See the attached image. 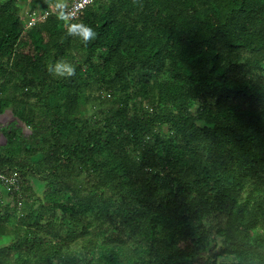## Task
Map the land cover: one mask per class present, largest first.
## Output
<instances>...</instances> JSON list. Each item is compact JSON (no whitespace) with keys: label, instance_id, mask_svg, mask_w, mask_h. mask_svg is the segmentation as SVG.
<instances>
[{"label":"trees","instance_id":"trees-1","mask_svg":"<svg viewBox=\"0 0 264 264\" xmlns=\"http://www.w3.org/2000/svg\"><path fill=\"white\" fill-rule=\"evenodd\" d=\"M17 2L0 0V264H264V0H93L74 21L40 0L31 27Z\"/></svg>","mask_w":264,"mask_h":264},{"label":"rangeland","instance_id":"rangeland-1","mask_svg":"<svg viewBox=\"0 0 264 264\" xmlns=\"http://www.w3.org/2000/svg\"><path fill=\"white\" fill-rule=\"evenodd\" d=\"M45 1V0H44ZM48 7L50 9L53 10H62L64 6L67 5V3H69L70 0H46ZM17 6L19 7L20 10V17L22 18L24 24L27 23V18L29 17L30 12L33 10V12H38L39 11V7H40V0H18L17 2ZM104 106H101V108L99 107H95L94 109H89L86 108V113H85V118L88 119L91 116L96 115L99 110H103V108H107L109 106V104L103 103ZM107 106V107H106ZM15 177L10 176V179L12 180V182H15ZM31 186L33 187L35 193L37 196H39L40 198H43L44 195L46 194V187H45V183L39 181L38 179H31ZM9 186H12L11 184H8ZM8 190H5L3 193H0L1 198L3 201H8ZM79 246L76 245L74 247V249H78ZM216 251V250H215ZM202 263L204 262V260L201 261ZM200 263V261H199Z\"/></svg>","mask_w":264,"mask_h":264},{"label":"clouds","instance_id":"clouds-1","mask_svg":"<svg viewBox=\"0 0 264 264\" xmlns=\"http://www.w3.org/2000/svg\"><path fill=\"white\" fill-rule=\"evenodd\" d=\"M67 31L69 35L79 38L85 44L97 36L96 31L83 22L69 24ZM48 71L58 77H73L76 74V65L72 61L60 59L50 63Z\"/></svg>","mask_w":264,"mask_h":264},{"label":"built area","instance_id":"built-area-1","mask_svg":"<svg viewBox=\"0 0 264 264\" xmlns=\"http://www.w3.org/2000/svg\"><path fill=\"white\" fill-rule=\"evenodd\" d=\"M93 0H70V2L66 5L63 11L60 13V19L62 21H74L77 19L80 12L88 5H90ZM63 14V15H61ZM27 23L25 24L27 27H31L37 21V17L35 13H31L27 18ZM0 182H5L7 184L12 183L11 179L6 177L0 171Z\"/></svg>","mask_w":264,"mask_h":264},{"label":"crops","instance_id":"crops-1","mask_svg":"<svg viewBox=\"0 0 264 264\" xmlns=\"http://www.w3.org/2000/svg\"><path fill=\"white\" fill-rule=\"evenodd\" d=\"M5 190L0 186V193H3Z\"/></svg>","mask_w":264,"mask_h":264}]
</instances>
